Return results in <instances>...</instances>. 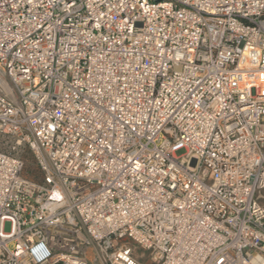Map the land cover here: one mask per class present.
Here are the masks:
<instances>
[{"label":"built area","instance_id":"obj_1","mask_svg":"<svg viewBox=\"0 0 264 264\" xmlns=\"http://www.w3.org/2000/svg\"><path fill=\"white\" fill-rule=\"evenodd\" d=\"M131 245L264 264V0H0V264Z\"/></svg>","mask_w":264,"mask_h":264},{"label":"rangeland","instance_id":"obj_2","mask_svg":"<svg viewBox=\"0 0 264 264\" xmlns=\"http://www.w3.org/2000/svg\"><path fill=\"white\" fill-rule=\"evenodd\" d=\"M184 149H180L176 152L177 155H182L184 153ZM24 157L26 159V164L27 167L30 169L32 168V160L31 157L29 156V154L24 153ZM133 248V255L135 258H137V260L142 263V264H147V256L145 255L146 252L143 251L142 249L138 248V247H133V245H131ZM89 264H99L97 261L94 260V256L91 255L90 259H89Z\"/></svg>","mask_w":264,"mask_h":264}]
</instances>
